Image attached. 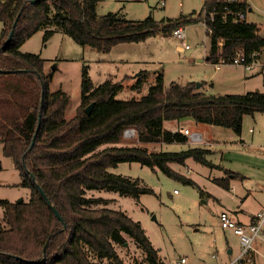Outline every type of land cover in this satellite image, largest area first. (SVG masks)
<instances>
[{
  "label": "trees",
  "instance_id": "trees-1",
  "mask_svg": "<svg viewBox=\"0 0 264 264\" xmlns=\"http://www.w3.org/2000/svg\"><path fill=\"white\" fill-rule=\"evenodd\" d=\"M31 1L0 0V142L3 154L11 157L19 172L20 184L30 190L26 201L0 199V264H132L119 257L114 246L123 245L127 236L144 253L133 264H173L159 261L157 249L137 220L105 206L108 200L103 197L87 196V189L103 188L134 197L153 193L139 178L109 170L132 161L193 184L169 163L184 164L192 158L215 166L206 158L208 148L190 146L170 151L122 144L124 129L134 128L139 143L186 142V134L165 128L163 123L191 117L195 122L231 128L239 134L244 115L264 112V91L208 93L202 88L203 82L196 86L194 81H172L164 87L160 75L139 99H117L118 82L108 79L94 86L83 66L81 101L75 114L66 119L68 95L60 89L49 90L50 76L42 71L43 58L39 53L21 51L20 46L38 30L54 26L81 45L109 51L121 42L172 33L178 26L201 19L204 11L213 10V19L205 16V24L211 29L205 33L209 36L207 59L214 63L219 58L221 39L224 57L231 58L239 50L250 53L264 48V36L257 24L234 21L228 14L223 17L224 6L247 11L249 4L246 0H204L197 13L161 20L149 15L135 20L119 12L97 14L98 0ZM12 27V37L3 45ZM53 32V28L46 29L45 38ZM219 167L226 176L215 180L228 188L230 179L239 173Z\"/></svg>",
  "mask_w": 264,
  "mask_h": 264
},
{
  "label": "rangeland",
  "instance_id": "rangeland-1",
  "mask_svg": "<svg viewBox=\"0 0 264 264\" xmlns=\"http://www.w3.org/2000/svg\"><path fill=\"white\" fill-rule=\"evenodd\" d=\"M204 0H98L96 13L119 12L128 19H143L152 16L156 20L175 18L198 12ZM246 20L257 24L264 35V0H246ZM185 41L172 33H158L138 42H121L109 51H99L90 45H81L61 29L48 26L33 33L20 46L21 51L39 53L43 58V73L50 76V91L62 90L69 98L65 118H71L81 101V72L86 66L94 86L105 80L118 82L117 99H139L148 88L157 82L160 75L164 87L170 82H203L208 93H243L255 87L264 88V73L243 66L224 64L218 70L206 59L209 36L205 33L203 19L183 26ZM2 22L0 21V30ZM54 32L45 38V30ZM185 43L189 47H185ZM264 57V48L262 50ZM202 58V60H198ZM236 66V67H235ZM253 72V73H252ZM230 73L233 82H223ZM165 128H188L201 132L203 140L186 142L139 143L137 134H124L122 144H139L149 150H184L190 146L210 148L206 158L215 166L204 165L192 158L184 164L169 163L171 168L190 178L193 184L164 174L139 162H121L109 170L132 178H139L153 189V193H142L139 197L120 194L114 190L87 189V196L107 199L105 206L118 209L137 220L158 251L159 261L173 264H227L238 251V238L231 231L222 230L218 214L222 209H255L264 203V135L255 137L253 143L243 145L239 135L231 128L210 123L195 122L191 117L166 120ZM264 126V119L260 127ZM258 129L251 114L243 116L241 136L250 133L249 128ZM256 133V132H255ZM247 137H245V142ZM104 146V145H102ZM100 146V147H102ZM232 168L247 175L234 177L225 188L215 179L226 176L219 167ZM21 177L11 157L2 152L0 142V199L15 201L29 199L30 190L21 185ZM2 208L0 207V219ZM121 245L114 243L119 257L125 262L141 260L144 253L131 237ZM231 248L232 254L227 249ZM264 253V251H263ZM257 254L256 264H264V254ZM186 261L180 263V258Z\"/></svg>",
  "mask_w": 264,
  "mask_h": 264
},
{
  "label": "built area",
  "instance_id": "built-area-1",
  "mask_svg": "<svg viewBox=\"0 0 264 264\" xmlns=\"http://www.w3.org/2000/svg\"><path fill=\"white\" fill-rule=\"evenodd\" d=\"M227 1H237V0H227ZM214 11L211 10L209 12H203V23L205 26V30L211 32L210 27L205 24V16L206 14L209 15L210 19L214 17ZM224 16H231L232 20H246L247 11H235L232 9H228L224 6ZM228 14V15H227ZM172 34L185 41L186 39V32L183 26H178L173 29ZM224 45V41L221 39L218 42V48L220 51L219 58L216 62H214L215 67L219 68L224 64H234L243 66L246 70L254 69V67L260 65L259 62V52H250L245 53L242 50L236 52L234 56L231 58L221 56L222 47ZM185 47L188 48L189 44L185 43ZM251 130V129H250ZM180 131L186 134L192 141H201L203 137L201 133L197 131H190L186 127H181ZM136 133L134 128L127 127L123 131V135H134ZM125 136V135H124ZM218 221L219 226L223 230L231 231L234 235L238 238L239 249L238 252L233 256V258L227 264H256L255 262V255L258 253L257 251V241L259 239L264 241V211L257 212L254 214V218L252 221L248 223H242L236 220L228 211L221 210L218 214ZM186 261L185 257L180 258V263Z\"/></svg>",
  "mask_w": 264,
  "mask_h": 264
},
{
  "label": "crops",
  "instance_id": "crops-1",
  "mask_svg": "<svg viewBox=\"0 0 264 264\" xmlns=\"http://www.w3.org/2000/svg\"><path fill=\"white\" fill-rule=\"evenodd\" d=\"M250 8V7H249ZM248 10H251V8L250 9H248ZM262 35V34H261ZM264 36V35H263ZM262 50H263V48L259 51V62H260V65H258V66H256V67H254V70H256V71H258V72H260L261 71V73H264V57H263V52H262ZM206 59H207V55H206V57H205ZM198 60H202V58H198ZM226 65V64H225ZM229 65H233V64H229ZM222 66H220L219 68H217L218 70L221 68ZM236 67V66H235ZM239 67H240V65H239ZM246 70V69H245ZM253 73V72H252ZM229 75H231L230 73H228L227 75H224V77H223V82H225V80L226 81H229V82H233V81H235L234 80V77L233 76H229ZM261 82H263L264 83V79L261 81ZM256 89H258V90H261L260 88L261 87H255ZM262 91H264V88L262 89ZM251 118H253V122L257 125V127H258V129L256 130V131H254V128H249V130H250V133L249 134H246V136H241V132L239 133L240 135H239V139H240V143L241 144H243V145H249V144H252L253 143V139L255 138V137H260L261 136V131H262V136L264 135V126H261L260 127V123H261V121H262V119H264V112H255V113H253L252 115H251ZM173 130H175V129H173ZM180 130V129H179ZM256 132V133H255ZM199 133H201V132H199ZM202 135V134H201ZM202 137H203V135H202ZM245 137H247L246 138V140H247V143L245 142ZM209 151H211V149L209 148ZM219 166H221V164H219ZM223 167V166H222ZM225 168H227V167H225ZM228 169H231V170H233V171H236L235 169H232V168H228ZM236 172H238L239 173V176L238 177H243V178H246L247 177V175L246 174H244L243 172H241V171H236ZM228 189H230V190H232V189H234V186H231L230 185V183H229V187H228ZM245 208H243V206H239V208L238 209H235V210H231V209H222V210H226V211H228L236 220H238L239 222H242V223H248V222H250V221H252L253 220V218H254V214L255 213H257V212H263L264 211V203H259V205H258V207L257 208H255V209H248L249 211H246V210H244ZM223 230V229H222ZM224 231V230H223ZM224 232H226V231H224ZM256 247H257V251H258V253H256V255H255V262H256V257H257V254H262L263 253V251H264V241L263 240H261V239H259L258 241H257V244H256ZM232 249L231 248H228L227 249V252H228V254H232ZM238 252V251H237ZM264 254V253H263ZM233 258V257H232ZM231 258V259H232ZM231 259H229V261L231 260Z\"/></svg>",
  "mask_w": 264,
  "mask_h": 264
},
{
  "label": "water",
  "instance_id": "water-1",
  "mask_svg": "<svg viewBox=\"0 0 264 264\" xmlns=\"http://www.w3.org/2000/svg\"><path fill=\"white\" fill-rule=\"evenodd\" d=\"M33 1H34V0H32L31 2H33ZM249 9H250V8H249ZM15 23H16V22L14 21V23H13V27H14ZM13 27H12V29H11V31H10L8 37H7L6 40L4 41V44H3V45H6V44L9 42V40L11 39V37H12V33H13ZM199 85H200V83H196V86H199ZM91 106H92V103H90V104L86 107V111H87V112L90 111ZM39 123H40V120L38 121V125H39ZM37 130H38V127L35 129V132H34V134H33L32 144H33L34 138H35V136H36ZM32 144H31V146H32ZM39 191L41 192V194H42L43 196H45V193H44V191L42 190L41 187H39ZM46 199H47V201L50 203V201H49V199H48L47 197H46ZM19 200H21V199H19ZM51 208H52L53 212L56 214L57 218L61 220V216H60V214L58 213V211L56 210V208H55L53 205H51Z\"/></svg>",
  "mask_w": 264,
  "mask_h": 264
}]
</instances>
